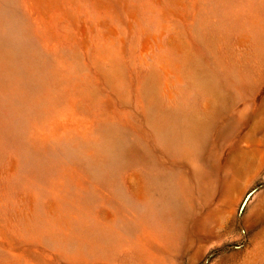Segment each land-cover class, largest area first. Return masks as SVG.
Returning a JSON list of instances; mask_svg holds the SVG:
<instances>
[{
  "label": "rangeland",
  "instance_id": "rangeland-1",
  "mask_svg": "<svg viewBox=\"0 0 264 264\" xmlns=\"http://www.w3.org/2000/svg\"><path fill=\"white\" fill-rule=\"evenodd\" d=\"M0 264H264V0H0Z\"/></svg>",
  "mask_w": 264,
  "mask_h": 264
}]
</instances>
